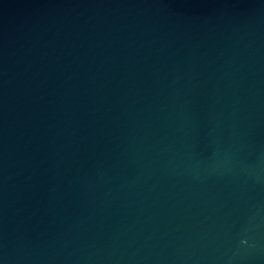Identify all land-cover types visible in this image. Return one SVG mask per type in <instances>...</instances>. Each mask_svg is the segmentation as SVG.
Segmentation results:
<instances>
[{"label": "water", "instance_id": "water-1", "mask_svg": "<svg viewBox=\"0 0 264 264\" xmlns=\"http://www.w3.org/2000/svg\"><path fill=\"white\" fill-rule=\"evenodd\" d=\"M0 264H264V0H0Z\"/></svg>", "mask_w": 264, "mask_h": 264}]
</instances>
